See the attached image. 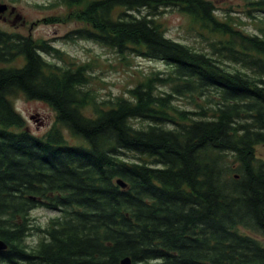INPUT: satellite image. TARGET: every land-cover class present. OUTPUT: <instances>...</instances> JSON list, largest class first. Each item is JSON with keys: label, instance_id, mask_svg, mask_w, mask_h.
Returning <instances> with one entry per match:
<instances>
[{"label": "trees", "instance_id": "1", "mask_svg": "<svg viewBox=\"0 0 264 264\" xmlns=\"http://www.w3.org/2000/svg\"><path fill=\"white\" fill-rule=\"evenodd\" d=\"M55 4L70 13L52 22L82 25L67 38L170 72L98 101L87 64L0 30V264H264V34L220 18L213 0ZM247 8L264 17V0ZM169 9L210 52L166 36ZM20 97L55 113L43 136L26 129ZM37 209L57 216L34 226Z\"/></svg>", "mask_w": 264, "mask_h": 264}, {"label": "rangeland", "instance_id": "2", "mask_svg": "<svg viewBox=\"0 0 264 264\" xmlns=\"http://www.w3.org/2000/svg\"><path fill=\"white\" fill-rule=\"evenodd\" d=\"M213 1L217 8L216 14L220 18L232 17L249 34L260 36L264 34L263 15L252 12L253 18H251L246 13L247 3L258 0ZM54 4L55 0H0V5L6 6V10L0 13V30L24 37L29 36L34 40H43L63 52L71 62L87 64L92 78L90 88L96 92L98 101L110 100L116 96L128 98L127 91L146 76L152 73L165 76L170 72L167 65L158 61L144 60L134 56H127L124 59L115 51L92 41L67 38L82 25L75 21L52 22V18L67 16L70 13L65 6ZM162 17L165 19L168 38L187 44L196 50L210 52L208 43L189 30L188 20L184 16L169 9ZM43 57L52 63L62 65L56 58L46 55ZM224 64L230 70L240 69V65L237 64L229 62ZM16 65V63L6 64L7 67ZM161 89L167 91V89ZM175 104L181 109L195 110L189 105V100L184 97H177ZM13 105L25 120L26 129L35 136H43L55 122V113L44 103L27 101L20 97L13 101ZM31 117L33 119H30ZM65 136L70 139L66 132ZM79 143L82 144V142ZM255 153L259 160L264 161V144L258 145ZM133 158V155L128 154V159ZM56 216L57 213L44 209H37L31 213L32 223L40 228H45L49 220ZM40 238L41 234L33 230L26 237L25 242L33 246Z\"/></svg>", "mask_w": 264, "mask_h": 264}, {"label": "water", "instance_id": "3", "mask_svg": "<svg viewBox=\"0 0 264 264\" xmlns=\"http://www.w3.org/2000/svg\"><path fill=\"white\" fill-rule=\"evenodd\" d=\"M5 10H6V6L5 5H0V13H3ZM30 119H33V118L31 117ZM117 184L120 187H122V188L125 187L124 183L122 181H120V180L117 181ZM6 249H7V245L3 241L0 240V252L1 251H5ZM120 264H131L130 263V259L129 258H124V259L121 260Z\"/></svg>", "mask_w": 264, "mask_h": 264}, {"label": "flooded vegetation", "instance_id": "4", "mask_svg": "<svg viewBox=\"0 0 264 264\" xmlns=\"http://www.w3.org/2000/svg\"><path fill=\"white\" fill-rule=\"evenodd\" d=\"M51 46V45H50Z\"/></svg>", "mask_w": 264, "mask_h": 264}]
</instances>
